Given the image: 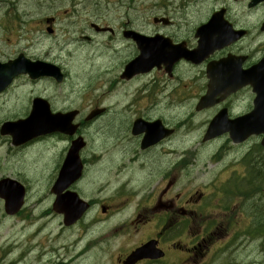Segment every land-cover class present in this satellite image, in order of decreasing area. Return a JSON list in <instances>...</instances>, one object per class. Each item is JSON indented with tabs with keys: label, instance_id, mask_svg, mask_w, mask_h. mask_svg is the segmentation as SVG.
Listing matches in <instances>:
<instances>
[{
	"label": "rangeland",
	"instance_id": "rangeland-1",
	"mask_svg": "<svg viewBox=\"0 0 264 264\" xmlns=\"http://www.w3.org/2000/svg\"><path fill=\"white\" fill-rule=\"evenodd\" d=\"M2 1L8 4L0 7V59L6 60L18 54L36 34H25L19 24L22 23L19 18L26 20L24 19L26 8L30 9L29 13L34 14L39 2L45 5L50 0ZM223 1L219 0V3ZM53 3L58 5L59 12L61 7L63 10L73 7L69 0H53ZM226 3L235 10L243 6V1L236 3L227 0ZM28 4L33 6L24 7ZM66 4L69 6L64 7ZM8 9H11V12L2 15V12ZM192 9L195 10V6ZM242 10L240 9V12ZM254 12L262 13L263 8L259 7ZM17 15L19 18H16ZM70 16L59 13L62 22L58 24V28L63 30V33L66 30L64 25L69 22H75L73 29L81 23L85 24L82 17L70 18ZM40 34L38 33L37 36ZM58 35L60 38L59 32ZM69 37L76 38V36L72 37V33ZM40 38L44 39V44H49L51 41L44 34ZM106 40L96 37L92 42L84 40V43H74L66 50L61 51L59 47L58 51L53 52L50 58L59 60L57 65L67 74L65 82L59 84L53 79L43 78L34 83L26 77H20L7 92L0 94V126L6 120L15 121L26 117L31 109L32 99L37 95L47 98L54 111L79 109L81 116L77 121H83L86 114L96 105L108 109L107 114L93 122H88L82 131L88 144L82 151V158L86 162L84 176L87 177L81 182L79 192L84 198L95 199L97 203L82 223L71 227H65L63 217L53 212L51 209L53 195L49 194V184L53 176L54 181L57 178L68 150L70 143L68 138L61 134L43 136L39 141L21 150L12 145L10 136L0 134V178L15 176L29 189L23 210L12 217L5 215L3 201L0 200V264L12 263L11 260L15 258H18L15 264H47L46 261L51 255L41 259L38 257L39 253L48 250L49 253L53 250L64 253L69 250L70 254H74L73 249H84L87 250L85 253H89L86 260L80 263L75 261L77 263L74 264H113L111 256L117 252L120 245L136 239L135 231L127 229L124 224H130L140 196L138 198L134 196L132 201L119 197L118 184L122 178L130 176L132 180L129 186L135 189L136 176L144 177L150 181L148 191L152 193L162 177L166 176V185L171 184V189L166 192V203H168L171 199H178V192L183 197L189 189L196 190L201 187L200 184L207 176L208 170L217 175L219 170L240 166V169H229L227 174L242 172L241 165L237 163L226 167L222 161L219 165H212L211 161L205 160L208 155L216 152L224 139L210 143L202 152H198L197 147L200 146L204 130L215 112L211 109L204 112L195 110L196 95L193 92H198L203 84L198 80L196 70L188 72L180 69L181 73L190 76L184 81L186 85L166 82L163 101L159 102V96L155 97L158 104L150 115L164 116L166 125L176 129L174 135L166 140V161L160 155V150L148 154L146 159L138 157L135 154V143L129 125L133 122L136 109L146 101L145 92L152 90L154 75H143L128 82L122 80L119 76L121 70L119 63L121 65L123 61L125 62L129 58V53L120 52L122 58L119 59L118 53L103 46ZM246 95L237 101L239 105L235 106V109H243L244 104H247ZM247 98H251V95ZM112 115L114 116L108 119ZM180 123L184 125L181 126ZM226 151L228 150L224 149V152ZM196 152L198 154H195ZM186 154L189 161L182 170L184 166H181L179 160ZM200 157L205 160V166L198 160ZM220 180L216 179L212 187L215 193H218L217 185L219 191L222 187ZM240 184L247 187L245 181H241ZM99 187L100 191L96 192L95 189ZM206 191L209 192L210 189L206 188ZM223 194L224 197L218 203L216 196L205 201L211 202L212 207L221 204L220 207L242 208L243 206L245 209H250L254 204H258L255 202H259L260 208L264 207V187L254 199L250 201L246 199L247 202H243L241 197H233L224 192ZM45 196L47 200L44 199ZM103 202L112 206V211L107 215L101 212ZM151 206L152 204L148 207ZM218 211H212L213 215ZM175 220L179 221V219ZM123 226L125 227L122 228ZM195 231L194 227L188 233L193 234ZM262 244H264V236L250 241L248 238L238 252L243 256L251 255L250 264H254L256 259L253 256H258ZM24 250H26L25 258H23ZM102 252L106 255L105 261H101V256L98 254ZM260 259L263 261V258ZM166 264L174 263L166 259Z\"/></svg>",
	"mask_w": 264,
	"mask_h": 264
},
{
	"label": "flooded vegetation",
	"instance_id": "flooded-vegetation-1",
	"mask_svg": "<svg viewBox=\"0 0 264 264\" xmlns=\"http://www.w3.org/2000/svg\"><path fill=\"white\" fill-rule=\"evenodd\" d=\"M69 1L73 6L72 9L63 10L61 7V11L59 12L57 9L58 5H55L53 0H50L45 5L39 2L34 14L29 13L28 10L30 9L26 8V11H24V19L26 20H22L23 18L20 19L18 15L16 16V18L22 21L19 24H21L25 34L36 33L34 38L29 41V44L25 45L18 52L19 54H23L32 62L43 61L56 64L59 60L50 57H52L53 52L58 51L59 47L62 51L74 43L92 42L96 37H100L102 40L107 39L103 43V46H106L110 51H114V53H118L119 59L122 58L120 52L129 53V58L125 62L123 61L121 65L118 60L119 69H121L123 65L125 66V64L140 54L139 41L134 38L137 35L147 37V43H161L167 37L171 39L173 44L183 42L188 49H195L199 42L197 31L203 25H207L206 29L212 34L216 32L219 22L225 26H228V23H230L232 28L245 31V35L240 37L239 40L214 50L200 64L180 60L173 66L172 71L168 72L167 67L162 63L160 68L155 67L149 73L138 74L132 78L135 79L150 74L154 75V80L152 81L153 88L150 92H145L147 96L146 101L140 108L136 109L133 122L129 125L135 143V154L142 159H146L148 154H154L160 150V155L166 161V136L156 144L148 147L143 148L142 144L146 137V129L149 123L154 120H159L162 123L159 125L166 128V118L164 116L155 117L150 114L158 104V100L155 97L159 96V102H162L163 98H165L166 82L183 85L186 83L184 81L190 78L186 73H181L180 69H185L188 72L196 70L197 78H200L205 84L208 81L207 70L209 65L224 60L235 68L247 70L264 59V2H258L252 5V0H233L236 3L243 1L242 8L235 10L226 3L227 0L221 3H219V0ZM3 4L8 3L0 0V7ZM31 6L33 5L28 4L24 7ZM66 6L69 5H64V7ZM194 6L195 10L192 9ZM259 7L263 8V12H254ZM240 9H243L242 12H240ZM43 10L44 12H42ZM220 11L222 12L221 14ZM10 12L11 9H8L2 12V15ZM59 13L67 16L71 15L70 18L77 16L76 14H80L77 18L82 17L85 24L81 23L73 29L75 22H69L64 25L66 30L63 33V30L58 28V24L62 22L59 18ZM164 17H166V25H163L162 21L156 23L155 19L159 20ZM214 17H223L224 20H213ZM58 32L60 33V38H58ZM38 33L41 34L37 36ZM70 33H72V37L76 36V38H70ZM43 34L49 38V41L51 40L49 44H44V39L40 38ZM16 55L6 60H0L7 62ZM182 74L184 76H181ZM28 80L33 81L29 77ZM245 94H247L246 97L251 95V98L246 99L245 97L247 104H244L243 109H235V106L239 105L237 101L244 98L243 95ZM254 97L255 94H253L252 88L246 86L226 102L223 101L210 109L216 114L219 110L227 108L231 117L247 114L254 107ZM139 110H142V112ZM107 113L108 109L106 108L105 112L98 117L100 118ZM113 116H110L108 119H111ZM98 117L90 121L86 119L79 121L80 128L82 125V130H84L88 122H93ZM137 121L140 123L138 130L142 129L143 131L134 134L133 127ZM221 138L224 139V142L213 153L214 156L222 149L228 150L226 151L227 159L224 162L225 166H228L230 161L231 163H237L242 166V172L225 175L217 174L215 176H248L245 179V182H247L245 189L247 190L250 184V176H264V132L249 135L243 142L238 143H235L228 134H225ZM213 142L215 141L204 142L202 140L200 146L197 148L203 149L204 146ZM83 162L86 164L85 159ZM204 171L206 172L205 169ZM163 180L166 182V176H163ZM257 187L259 188V186ZM202 196L203 194L199 196V199ZM156 201L157 205L148 209L152 214L157 213L158 215L163 210V214L161 215L163 220L138 245L150 239H157L158 247L164 251V256L160 259H143L136 264H166L168 251L177 248L179 252L178 256L171 258L178 260V264H250L251 255L243 256L238 253L240 247L248 238L250 241V223L255 237H259L260 235L264 236V233L260 229L261 223H264V207L260 208L258 204L253 205L250 209L242 208L241 213L240 209L238 213L236 209L221 210L214 214V216H211L210 220L205 219L206 227L203 228L202 220L198 222V233L193 237L186 238L185 243L180 241L172 242L166 248V183H164V187ZM177 211L183 215L189 214V216H194L193 212L188 213L182 209H178ZM132 224L135 225L137 230L148 226L150 224L148 210H139ZM216 224L219 225L216 226L215 230L214 228L208 229V225L214 227ZM131 251L122 252L117 257V263L123 264ZM253 257L256 259L254 264H264V244L261 245L258 256ZM259 257L263 258V261ZM59 263L63 264V262ZM10 264H13V262Z\"/></svg>",
	"mask_w": 264,
	"mask_h": 264
},
{
	"label": "water",
	"instance_id": "water-1",
	"mask_svg": "<svg viewBox=\"0 0 264 264\" xmlns=\"http://www.w3.org/2000/svg\"><path fill=\"white\" fill-rule=\"evenodd\" d=\"M213 20H223V17H214ZM206 28H202L199 31L202 39L200 46L194 51L184 49L182 48L183 46L168 47L167 43L161 49L149 50L143 48L141 57L127 66V77L133 75L131 72H146L151 70L155 64L148 63L149 61H156L157 66L164 63L170 67L179 58H186L196 63L200 62L213 50L237 40L242 34L240 31H234L230 25L225 26L221 22L218 23V28L213 34L208 32ZM220 40L223 42L220 43ZM239 70V68L233 67L224 60L212 64L209 67V76L211 78L209 89L207 95L201 99L197 109L201 110L212 106L220 101L216 100L217 96L222 95L221 98H225L243 86L250 84L257 94L255 110L249 115L230 120L227 117V110L224 109L212 120L205 139H211L221 133L230 132L232 138L240 142L250 133L264 132V59L249 70H240L235 76V73ZM22 73H29L32 78L53 76L58 81L63 79V73L59 67L41 61L35 63L30 62L21 55L15 61L5 64L0 63V91L4 90L15 76ZM75 115L76 112L53 114L46 100L36 98L33 103L32 112L26 119L16 122H5L1 127V132L2 134H10L15 145L26 143L39 135L55 131L73 134L77 128V126L72 125V120ZM139 126L140 123L136 122L133 130L135 134L142 131V129L138 130ZM147 130L149 139H156L154 141H158L164 135L163 129L158 126V123L148 127ZM172 132L173 130L166 129V137ZM83 146L84 142L82 139L73 142L61 170L57 187L54 188L56 192L59 193L73 179L81 175L83 165L80 161L79 151ZM24 194L25 190L18 182L10 178L0 180V197L5 199L7 213L14 214L19 211L23 204ZM87 208V203L79 199L78 195L73 192L59 195L55 203V209L65 214L66 224L77 221ZM153 251H155L154 243L149 242L139 248L132 256L134 259H139L149 255L151 257L161 255L155 252L153 254Z\"/></svg>",
	"mask_w": 264,
	"mask_h": 264
}]
</instances>
